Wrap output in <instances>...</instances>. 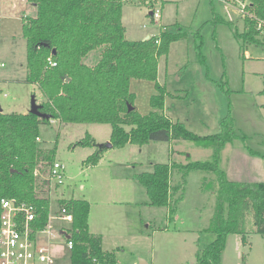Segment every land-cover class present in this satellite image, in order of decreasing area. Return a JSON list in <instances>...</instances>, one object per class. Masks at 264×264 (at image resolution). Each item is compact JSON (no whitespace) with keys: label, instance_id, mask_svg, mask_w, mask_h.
<instances>
[{"label":"rangeland","instance_id":"374dc122","mask_svg":"<svg viewBox=\"0 0 264 264\" xmlns=\"http://www.w3.org/2000/svg\"><path fill=\"white\" fill-rule=\"evenodd\" d=\"M245 4L247 0H154L153 5L128 0L122 21L129 40H143L147 33L160 37L163 31L180 28L187 33L159 59L158 82L168 91L164 110L171 119L198 135H210L220 131L221 120L231 111L236 132L246 137L248 147L264 153V31L257 28L260 43L243 45L237 33L243 31L246 17L252 16ZM151 5L161 8V19L150 15ZM14 8L19 13L12 18L2 15L0 24V106L6 114L29 112L33 96L39 104L47 100L36 83L25 81L27 40L22 26L36 14L26 2ZM218 15L231 24L215 22ZM130 90L137 110L149 113L151 96L157 93L155 82L132 79ZM111 135L110 123L54 119L40 125L38 146L55 150V160L64 164L66 172L65 183L53 187V211L58 209L57 193L64 192L65 200H88L90 229L101 236L103 249L114 253L117 264L196 262L197 252L215 236L207 231L216 211L217 196L208 182L214 175L202 170L189 173L183 200L171 220L168 207L152 205L136 176L152 171L156 163L206 160L212 149L184 139L108 147ZM87 136L90 144H78ZM236 145L245 147L237 139L221 152L220 166L226 172ZM100 149L99 161L88 162ZM42 161L48 170L52 162ZM177 173L175 169L172 185L180 183L181 173ZM45 195L38 192L40 197ZM255 229L253 214L248 212L246 233L228 235L221 264H264V236ZM59 230L52 228L47 236L57 260L71 264L67 239Z\"/></svg>","mask_w":264,"mask_h":264},{"label":"trees","instance_id":"16d2710c","mask_svg":"<svg viewBox=\"0 0 264 264\" xmlns=\"http://www.w3.org/2000/svg\"><path fill=\"white\" fill-rule=\"evenodd\" d=\"M28 1L36 6L37 13L27 17L22 26L27 40L25 81L40 87L47 99L42 103V111L51 118L30 112H0V211L3 198L17 197L38 206L41 227L48 221L50 201L38 196V192L43 193L44 177L40 175L47 171L42 160L53 162L55 150L48 152L38 146L41 124H50L54 119L110 123L113 146L184 139L212 149L206 160L156 163L152 171L136 176L146 188L152 205L168 207L171 220L183 200L189 173L202 170L214 175L208 182L215 190L217 203L207 231L215 238L197 252L196 262L184 264H221L228 235L246 233L248 212L253 214L255 230L264 236V182L231 180L220 166L222 150L237 139L243 141L250 154L264 157V153L248 147L246 137L236 132L231 111L221 120L220 131L210 135H198L165 113L168 91L158 82L159 59L168 54L172 42L187 33L179 29L163 31L160 37L146 40L127 39L122 12L128 0ZM245 8L252 16L246 17L245 27L237 36L244 46L246 42L260 43L257 24L264 21V0H247ZM215 22L228 24L219 15L215 16ZM93 52H96L95 63L88 64L86 59ZM132 79L155 82L157 93L151 96V110L147 114L137 110L136 96L130 90ZM87 138L78 144H90ZM101 150L87 161L97 163ZM175 169L178 175L181 173V180L172 185ZM204 179L205 185L207 179ZM62 203L74 214L69 230L73 242L71 264H117L114 253L103 249L101 236L90 232V202L70 199Z\"/></svg>","mask_w":264,"mask_h":264},{"label":"built area","instance_id":"2783aa9c","mask_svg":"<svg viewBox=\"0 0 264 264\" xmlns=\"http://www.w3.org/2000/svg\"><path fill=\"white\" fill-rule=\"evenodd\" d=\"M142 1L153 5L154 0ZM152 5L149 6L150 15L154 20L161 19V8L152 7ZM242 12L245 14L244 7ZM257 28L264 31V21L259 20ZM50 63L56 65V62L52 60ZM38 173L36 170L35 174ZM65 180L64 164L54 160L48 170L49 187L59 188L58 186L63 185ZM40 218V210L34 202L17 197L1 200L0 264H59L47 235L50 234L52 228L65 231L68 235L66 236L67 244L71 250L73 242L70 239L69 230L74 220L73 211L66 203L59 202L57 211H53L50 206L48 221L43 227L39 224ZM53 220L59 221L60 224L52 223Z\"/></svg>","mask_w":264,"mask_h":264},{"label":"crops","instance_id":"0c3cea01","mask_svg":"<svg viewBox=\"0 0 264 264\" xmlns=\"http://www.w3.org/2000/svg\"><path fill=\"white\" fill-rule=\"evenodd\" d=\"M224 1L227 2L226 0H224ZM23 2L29 3L34 9V14L37 13L36 6L31 4L28 0H0V24H1L2 19H3L2 15L3 16L6 15L7 18H12L14 15L19 13L18 10L15 9L14 7L18 6L19 4H22ZM224 19L229 21L226 18H224ZM229 22L230 23H228V24H231L232 21H229ZM244 27H245V25H244ZM244 27H243V29H244ZM125 29H126V27H125ZM125 35H126V32H125ZM148 36H150V35L147 33V34L143 35L142 39L145 40ZM95 60H96V53L89 55V57L87 58L86 61L88 64H94ZM166 99H167V97H166ZM165 104H166V102H165ZM237 145L235 147L234 155L232 158V162H231L232 165L230 168H228V171H227L229 178L231 180H234V181H248V182H255V181H261L262 182L263 181L264 182V169H263L264 168V164H263L264 157L252 155L249 153L248 150H246L245 147H243L242 145H240V147H238ZM262 164H263V168H262ZM48 170H47V173H45V175H43V174L40 175V177H44V183L47 184L48 188H46V190H45V188L42 186L41 189L43 191V194H46L44 197H47L49 199L50 206L52 207L53 198L51 199L50 196L53 195L54 189L49 187V185L47 183L48 182L47 181ZM59 188H56V189H59ZM63 194H64V192L62 193V195L57 193L56 202L58 204H59V202H62V200H65V197ZM89 228H90V222H89ZM59 231L61 234L62 230H59ZM90 232L93 233L91 231V229H90ZM62 235H64V234H62ZM64 236L66 237V235H64ZM214 238H215V236H214ZM58 261H59V264H61V260H58Z\"/></svg>","mask_w":264,"mask_h":264},{"label":"water","instance_id":"95a60500","mask_svg":"<svg viewBox=\"0 0 264 264\" xmlns=\"http://www.w3.org/2000/svg\"><path fill=\"white\" fill-rule=\"evenodd\" d=\"M238 1H243V0H238ZM149 38H150V36H148L146 39H149ZM131 109H132V107L129 106V110H131ZM0 112H2L1 106H0ZM29 112L33 113V114H35V115H37V116H39L41 118H46V119L51 118L50 114L42 111V104L37 103V100H36L35 96L32 97L31 108H30ZM112 146H113V144L110 142L108 144V147H112ZM61 234H64V235H66L68 237V235L65 233V231H61ZM140 264H145V262L141 261Z\"/></svg>","mask_w":264,"mask_h":264}]
</instances>
